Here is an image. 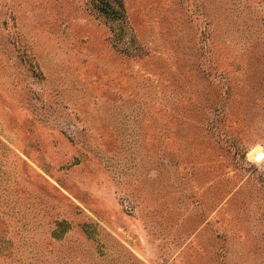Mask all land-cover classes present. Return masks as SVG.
Returning <instances> with one entry per match:
<instances>
[{"label": "rangeland", "instance_id": "obj_1", "mask_svg": "<svg viewBox=\"0 0 264 264\" xmlns=\"http://www.w3.org/2000/svg\"><path fill=\"white\" fill-rule=\"evenodd\" d=\"M0 0V264H264V0Z\"/></svg>", "mask_w": 264, "mask_h": 264}, {"label": "trees", "instance_id": "obj_2", "mask_svg": "<svg viewBox=\"0 0 264 264\" xmlns=\"http://www.w3.org/2000/svg\"><path fill=\"white\" fill-rule=\"evenodd\" d=\"M91 9L95 10L99 16L105 17L112 22H116L119 28L123 30L125 11L122 0H90Z\"/></svg>", "mask_w": 264, "mask_h": 264}, {"label": "bare ground", "instance_id": "obj_3", "mask_svg": "<svg viewBox=\"0 0 264 264\" xmlns=\"http://www.w3.org/2000/svg\"><path fill=\"white\" fill-rule=\"evenodd\" d=\"M264 156L263 152H260V149H256L254 151V157H256L257 160H260Z\"/></svg>", "mask_w": 264, "mask_h": 264}]
</instances>
